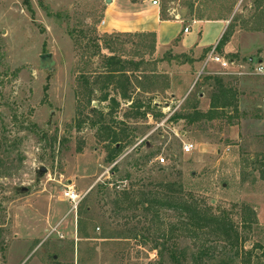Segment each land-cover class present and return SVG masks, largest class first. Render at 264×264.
Returning a JSON list of instances; mask_svg holds the SVG:
<instances>
[{
	"label": "rangeland",
	"instance_id": "1",
	"mask_svg": "<svg viewBox=\"0 0 264 264\" xmlns=\"http://www.w3.org/2000/svg\"><path fill=\"white\" fill-rule=\"evenodd\" d=\"M155 1L161 17L179 18L185 29L194 21H224L231 47L216 53L242 74L221 75L212 64L202 69L211 47L155 51L150 35L105 34L103 0H0V264H174L170 250L178 264H194L198 243L180 235L174 212L162 209L152 218L141 208L113 205L123 192L179 188L226 212L240 238L238 257L211 242L200 264H264V76L252 74L264 65V0ZM44 55L51 56L49 67ZM112 55L127 70L125 94L145 106L151 100L160 115L137 117L116 83L102 89ZM207 77L236 91L238 114L227 110L232 124L223 118L172 124L162 110L173 100L169 94H179L176 112L196 100L208 110ZM104 93L119 101L117 109L100 101ZM105 128L120 135L113 164ZM181 142L195 151L182 154ZM41 167L46 173L38 178ZM20 186L29 192L17 195ZM68 187L82 196L76 209L63 199ZM243 206L255 224L241 222L248 215ZM168 231L166 240L159 237Z\"/></svg>",
	"mask_w": 264,
	"mask_h": 264
},
{
	"label": "trees",
	"instance_id": "2",
	"mask_svg": "<svg viewBox=\"0 0 264 264\" xmlns=\"http://www.w3.org/2000/svg\"><path fill=\"white\" fill-rule=\"evenodd\" d=\"M24 4L28 5L27 0H24ZM162 19H165L161 17ZM228 41L225 39V33L219 40L218 45L215 47L216 52L221 49ZM99 50V46L97 45ZM210 51V50H209ZM104 83L102 89L107 86L108 83H116L115 89L122 100L130 101V109H135L134 115L137 117H145L148 111H155L156 116L160 115V111L156 105L152 104V101L148 102L145 106L141 101L134 100L130 95H126L127 88L130 87V80L127 76V70L121 65V62L115 58L114 55L107 56L105 58L104 68ZM155 77H148V82H153ZM120 79H123V83H119ZM206 82H212L211 93L209 97L208 110L202 112L199 110L198 100L193 102H187L180 112H175L169 119L171 123H177L183 121L186 125L191 126L196 123L205 121L212 122L218 119H226L228 124H232L235 117L227 116V110H231L235 115L238 114V102L236 91L228 87L220 77H207L204 79ZM119 88V89H118ZM138 91L143 93H149L146 87L143 85H137ZM92 95V90L89 89L88 103L90 105L89 96ZM109 101L110 110H115L119 107V102L114 98H109L107 93H104L100 99L101 102ZM143 112H140L141 110ZM92 112H97L96 109H92ZM92 125H96L93 123ZM105 130H107L105 128ZM120 135L107 130L105 141L114 145L113 153L109 156L108 162L113 164L120 149L116 147L119 142ZM151 157V155H148ZM115 168V166H113ZM112 168V169H113ZM260 179L264 181V157L259 164ZM171 190V189H169ZM174 191V192H173ZM171 190L168 192H139L137 196L131 197L130 194L123 192L115 197L113 205L116 209H123V205L133 206L134 208H141L146 215L157 217L162 209H168L175 213L177 229L184 237H189L196 241V251L190 257V260L197 264L202 261V257L207 255L208 249H212L210 243L224 245V248L233 252L235 257H238L240 238L237 230L226 212L215 211L211 206H208L200 201L195 200L190 194L185 195L181 192V189ZM243 211H248V215H242L241 222L243 224L251 225L256 223L255 215L252 210H249L247 206H243ZM82 239L88 238L87 234L82 233V229L79 230ZM168 232H162L159 234L161 239L166 240L168 238ZM169 255L174 264H178V258L175 256L174 250H170ZM248 256L250 254L248 253ZM232 260H220L217 264H231Z\"/></svg>",
	"mask_w": 264,
	"mask_h": 264
},
{
	"label": "crops",
	"instance_id": "3",
	"mask_svg": "<svg viewBox=\"0 0 264 264\" xmlns=\"http://www.w3.org/2000/svg\"><path fill=\"white\" fill-rule=\"evenodd\" d=\"M103 1V24L101 21L100 26L105 34L150 35L154 38L155 51L172 49L188 52L209 47L213 49L225 30L224 21H194L187 32H184L186 27L182 20L176 17L162 19L159 8L153 6L151 0H111L110 4ZM230 47V44L224 46L226 50ZM177 94H169V97L175 100V97H179ZM203 99L204 95L201 100L204 101Z\"/></svg>",
	"mask_w": 264,
	"mask_h": 264
},
{
	"label": "built area",
	"instance_id": "4",
	"mask_svg": "<svg viewBox=\"0 0 264 264\" xmlns=\"http://www.w3.org/2000/svg\"><path fill=\"white\" fill-rule=\"evenodd\" d=\"M151 3L153 6H157V2L155 0H151ZM103 24V21L101 22ZM184 32H187V29H184ZM209 64L216 65L218 69L220 70L221 75H241L242 73L239 72H231L229 69L231 66L234 65L232 61L225 60L222 56L218 55L216 53L215 47L209 51L208 57L206 58L202 69H206ZM252 74L254 75H262L264 76V65L258 64L257 67L253 70ZM176 104L174 110H170L169 105ZM180 102L174 103L173 100L169 101V103H165V108H163V111L168 112V120L172 117V115L176 112V110L179 108ZM181 153L184 155L192 154L196 147L189 142H181ZM159 163L163 164L164 159L159 158ZM63 199L71 204H74V208L76 209V205L79 201H81L82 196H79L76 194V192L71 188L68 187L67 191L63 193Z\"/></svg>",
	"mask_w": 264,
	"mask_h": 264
},
{
	"label": "water",
	"instance_id": "5",
	"mask_svg": "<svg viewBox=\"0 0 264 264\" xmlns=\"http://www.w3.org/2000/svg\"><path fill=\"white\" fill-rule=\"evenodd\" d=\"M110 1L111 0H105V3L106 4H110ZM50 58L51 56L50 55H44L41 57V63L43 66H46V67H49L50 66ZM46 173V169H44L43 167H41L38 172H37V177H41L42 175H44ZM29 190L28 188L26 187H23V186H20L18 188H16V194L19 195V194H26L28 193Z\"/></svg>",
	"mask_w": 264,
	"mask_h": 264
},
{
	"label": "flooded vegetation",
	"instance_id": "6",
	"mask_svg": "<svg viewBox=\"0 0 264 264\" xmlns=\"http://www.w3.org/2000/svg\"><path fill=\"white\" fill-rule=\"evenodd\" d=\"M29 190V189H28ZM15 192H16V190H15Z\"/></svg>",
	"mask_w": 264,
	"mask_h": 264
}]
</instances>
